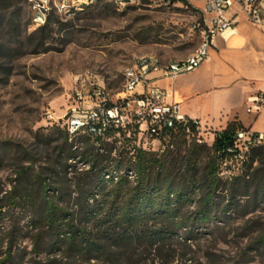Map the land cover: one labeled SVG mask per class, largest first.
<instances>
[{
    "label": "rangeland",
    "instance_id": "obj_1",
    "mask_svg": "<svg viewBox=\"0 0 264 264\" xmlns=\"http://www.w3.org/2000/svg\"><path fill=\"white\" fill-rule=\"evenodd\" d=\"M80 3L54 13L46 31L32 27L29 0H9L1 14L0 259L8 249V235L20 229L14 251H24L26 262L34 257L32 213L23 205L12 210L8 196L19 188L23 175L32 186L43 167L58 160L56 147L64 142L58 129H67L77 89L91 93L103 88L115 101L124 90L127 68L142 58L186 59L201 47L210 18L203 11L204 0H133L122 8L109 0ZM198 143L212 147L214 137L203 135ZM137 144L152 152L165 149L163 142L142 134ZM68 164L70 184L75 185L88 166L79 159ZM258 168L264 169V161L253 163L245 154L224 164L221 177ZM240 201L246 204L247 198ZM246 212L238 217L232 213L229 224L219 220L221 230L213 231V225L200 230L192 252L183 247L182 252H189L187 262L180 258V263L175 259L170 264H264V247L257 245L264 238V202L248 206Z\"/></svg>",
    "mask_w": 264,
    "mask_h": 264
},
{
    "label": "trees",
    "instance_id": "obj_2",
    "mask_svg": "<svg viewBox=\"0 0 264 264\" xmlns=\"http://www.w3.org/2000/svg\"><path fill=\"white\" fill-rule=\"evenodd\" d=\"M8 1L0 0V25ZM242 130L240 123H231L209 147L197 142L193 123L179 124L162 141L165 149L152 152L138 146L137 124L109 127L104 137L88 132L71 137L68 129H58L64 139L56 147L58 160L43 167L32 186L23 175L8 196L12 210L23 205L32 213L34 257L26 262L24 251H14L22 236L15 230L0 264L187 262L200 230L211 225L221 230L219 220L229 224L232 213L243 216L248 206L264 202L263 168L221 177L224 164L239 158L236 134ZM249 152L251 162L264 161V146ZM76 159L88 170L71 185L68 161ZM257 245L263 248L264 238ZM42 254L46 259L36 257Z\"/></svg>",
    "mask_w": 264,
    "mask_h": 264
},
{
    "label": "built area",
    "instance_id": "obj_3",
    "mask_svg": "<svg viewBox=\"0 0 264 264\" xmlns=\"http://www.w3.org/2000/svg\"><path fill=\"white\" fill-rule=\"evenodd\" d=\"M109 1L119 8L133 2ZM29 2L33 11L32 27L35 30L44 28L54 13H65L81 5L80 0ZM203 11L210 18L203 32L202 45L186 59L161 62L155 57H149L138 60L133 67L126 69L124 90L117 95L115 101L103 88L95 89L91 93L77 89L76 104L68 111L67 129L71 137L84 132L104 137L109 127L127 129L128 126L137 124L139 134L162 142L177 125L188 127L189 123H193L196 128L195 138L201 142L204 135L201 122L186 117L178 103L166 102L165 91L155 84L156 78L152 75L159 73L162 79L175 80L197 71L209 59L217 35L236 34L239 16H244L253 26L263 29L264 0H204ZM248 104V113H260L264 109V93L250 98ZM236 145L240 152L239 157L244 158L251 149L264 146V133H255L252 130L238 131Z\"/></svg>",
    "mask_w": 264,
    "mask_h": 264
},
{
    "label": "crops",
    "instance_id": "obj_4",
    "mask_svg": "<svg viewBox=\"0 0 264 264\" xmlns=\"http://www.w3.org/2000/svg\"><path fill=\"white\" fill-rule=\"evenodd\" d=\"M152 77L166 102L178 103L186 117L201 122L204 135L215 138L233 122L264 133V109L247 111L248 100L264 93V28L244 16L237 18L236 34L217 35L209 59L197 71L175 80L159 73Z\"/></svg>",
    "mask_w": 264,
    "mask_h": 264
}]
</instances>
